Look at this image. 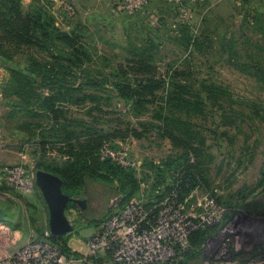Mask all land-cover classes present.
<instances>
[{
    "label": "rangeland",
    "instance_id": "374dc122",
    "mask_svg": "<svg viewBox=\"0 0 264 264\" xmlns=\"http://www.w3.org/2000/svg\"><path fill=\"white\" fill-rule=\"evenodd\" d=\"M49 1L57 20L60 5L56 0ZM31 3L25 0L26 6ZM103 3V0L99 4L96 0H77L71 3L69 14L93 12ZM109 3L113 11L121 14L122 20L107 14L105 24L90 27L91 34L87 37L95 54L93 70L105 63L115 66L136 48H147L153 53L157 79L164 80L167 89L173 82L188 84L190 92L195 93L193 96L200 94L201 111L192 108L194 112L190 114L188 110L170 111L161 102L166 94L161 90L156 93L158 101L147 105L143 115L137 117L131 104L106 92L98 94L99 109L91 112L94 105L90 103L69 106V116L88 122L98 118L99 126L107 131L113 127L124 132L148 130L141 139H117L112 145L119 148L123 144L131 149V158L139 162V167L119 166L134 172L149 202L159 201L158 197L167 193V186L177 187V168H183L179 164L186 152L161 135L166 131V124L176 128L180 125L182 130L172 132L199 150L190 159L207 182L204 184L208 188H201L196 195L220 199L227 210L226 219L233 220L237 232H243L239 238L240 251L246 261L240 264H264V0H144L135 10L125 9V0H109ZM42 5L47 7L48 1L41 0ZM12 55L14 60L9 61L0 57V166L21 165L40 170V164L48 168L62 165L67 162V155L51 149V145H41L42 140L53 142L52 116L44 115L36 107L31 109L8 86V70H25L26 57L41 58V53L18 51ZM175 70L185 75L176 76ZM205 87L217 91L212 99ZM108 97L110 102L102 101ZM155 113L167 117V123L154 118ZM170 162L175 166L169 176L166 166ZM159 166L168 172L164 175V184L155 188L154 181L160 173L154 167ZM111 186L88 182V191L75 198L86 202V210L77 205V214L73 215L68 205L73 231L66 238L73 252L78 250L80 242L87 244L101 229L110 202L120 193L117 180ZM139 193L132 201L137 200ZM0 208L5 211L0 223V258L33 236H41L38 229L48 226L49 213L39 189L33 195H24L8 188L0 178ZM222 228L218 223L206 227L210 233L208 238L217 236ZM236 236L239 233L230 237L229 242L224 239L210 247L206 235L197 251L188 252L190 257H179L174 264H215L219 251L225 244L236 243ZM228 249L232 250L233 246Z\"/></svg>",
    "mask_w": 264,
    "mask_h": 264
},
{
    "label": "trees",
    "instance_id": "16d2710c",
    "mask_svg": "<svg viewBox=\"0 0 264 264\" xmlns=\"http://www.w3.org/2000/svg\"><path fill=\"white\" fill-rule=\"evenodd\" d=\"M44 1H48L47 7L41 6V0H31L32 3L28 7L24 6L23 0H0V57L9 61L14 60L12 54L18 51L41 53V58L26 57L25 70L10 68L8 86L13 88L12 94L24 99L31 109L36 107L44 115L52 116L55 121L52 125L55 132V135L51 136L53 142L50 139L47 142L42 140L41 145H51V149H57L68 158L62 165L48 168L40 164L38 168L58 176L63 181V192L71 198L83 196L84 192L88 191V182L110 187L117 180L119 194H123L126 201H131L141 190L136 175L111 160H102L100 154L106 144H113L117 139L124 140L128 137L141 139L148 130L141 133L137 129H126L124 132L113 127L107 131L102 125L99 126L98 118H91L88 122L69 116V106L82 107L90 103L94 105L91 108L93 112L99 109L98 94L109 92L126 104H131L132 112L139 117L143 115L147 105L158 101L156 93L162 90L166 92L161 98L165 108L179 112L188 110L189 113L197 109L201 111L198 106L200 94L193 96L195 93L190 92L188 84L177 82H173L167 89L165 81L157 79L158 69L154 66L153 53L147 48H136L135 52H129L127 58L115 66L105 63L98 70H93L95 54L91 42H88L87 35L91 34L89 28L81 23L71 30L57 26L50 6L51 1ZM154 43V40L151 41L153 46ZM174 73L176 76L185 75L180 73V70H175ZM205 89L209 90L210 99L214 92H217L211 88ZM103 100L110 102L111 98ZM156 115L155 113L154 118L167 123L168 118L163 117V114ZM139 125L148 129L143 123ZM180 128V125L176 128L166 124V131L161 135L170 139L176 147L181 146L186 153L182 156L183 162L179 164L184 165L183 168H177V187L167 186V193L159 196L158 202L177 190L180 198L187 197L196 188L206 187L204 183L207 184L203 172L190 159L193 155L197 156L199 150L191 148L172 132L182 130ZM174 164L170 162L166 166L169 176ZM154 168L160 173L154 181L155 188H158L164 184V175L168 171L163 170V166ZM217 202L221 203L220 199ZM69 206L77 207L74 204ZM38 230L41 236H45L49 229L48 226H42ZM209 234V229L206 228L195 231L190 237L191 249L185 252L177 249L179 257H190L188 252L197 251L198 245L204 243L206 235L208 238ZM52 242L66 255H79L69 248L66 236ZM241 254H236L234 259L242 263L246 260Z\"/></svg>",
    "mask_w": 264,
    "mask_h": 264
},
{
    "label": "built area",
    "instance_id": "2783aa9c",
    "mask_svg": "<svg viewBox=\"0 0 264 264\" xmlns=\"http://www.w3.org/2000/svg\"><path fill=\"white\" fill-rule=\"evenodd\" d=\"M143 2L125 0L124 8L135 10ZM66 7L68 12L72 10L71 4ZM100 155L102 160H111L124 168L139 167V162L131 158V149L123 144L119 148L106 144ZM0 178L8 188L24 195L38 191L32 168L0 166ZM143 189L136 201H126L123 194H118L110 202L101 229L87 241L85 253L78 256L64 254L52 242L48 230L45 236L35 235L22 246L6 252L0 258V264H174L179 258L177 249L182 252L191 249L190 237L195 231L217 223L223 228L217 236L215 234L211 240L208 238L210 247L224 239L229 242L235 233H239V237H235L236 243L224 245L215 258V264L241 263L234 256L241 253L239 238L243 232H237L233 220L229 222L226 219L227 210L217 200L196 195L201 191L200 187L184 198H180L178 190L173 191L161 202H149ZM75 209L70 207L73 215L77 214ZM66 216L70 221L68 210ZM226 245L228 248L232 245L233 249L229 251Z\"/></svg>",
    "mask_w": 264,
    "mask_h": 264
},
{
    "label": "water",
    "instance_id": "95a60500",
    "mask_svg": "<svg viewBox=\"0 0 264 264\" xmlns=\"http://www.w3.org/2000/svg\"><path fill=\"white\" fill-rule=\"evenodd\" d=\"M33 171L36 176V185L42 193L49 213L50 236L55 241L59 240L73 231V226L66 216L68 205L73 203L80 206L82 210H86V202L66 195L62 189L63 181L58 176L43 170L33 169ZM4 215L5 211L0 208V223L4 220Z\"/></svg>",
    "mask_w": 264,
    "mask_h": 264
},
{
    "label": "crops",
    "instance_id": "0c3cea01",
    "mask_svg": "<svg viewBox=\"0 0 264 264\" xmlns=\"http://www.w3.org/2000/svg\"><path fill=\"white\" fill-rule=\"evenodd\" d=\"M56 1L59 3L61 8V10L58 11L60 15L59 18L60 20L57 18V26L63 28L64 30H67V28L68 30L73 29L78 23L85 24L89 28V30L91 26L92 27L101 26L105 24V21L107 22V14L112 15V18L117 17L118 21L122 20L121 14L117 11H113L112 8L110 7L111 4L109 3V0H103L104 3L100 4V6L97 7V9H94L93 12H86L85 14H77V16H75V14H69L66 7L67 5L76 2L77 0H56ZM89 1L91 2V0ZM101 1L102 0H96L98 4L101 3ZM23 4L25 7L29 6V5L27 6L25 5V0H23ZM110 12H114L115 14L114 13L111 14ZM78 16L79 18H76ZM74 251H76L79 254L85 253L86 244L82 245L80 242L78 246V250H74Z\"/></svg>",
    "mask_w": 264,
    "mask_h": 264
}]
</instances>
